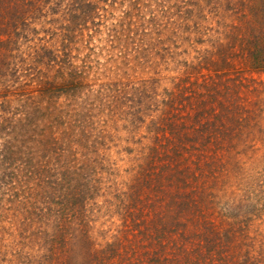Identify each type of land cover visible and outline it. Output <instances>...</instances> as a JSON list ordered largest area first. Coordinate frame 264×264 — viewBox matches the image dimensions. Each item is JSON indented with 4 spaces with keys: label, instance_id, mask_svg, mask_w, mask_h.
Listing matches in <instances>:
<instances>
[{
    "label": "rangeland",
    "instance_id": "1",
    "mask_svg": "<svg viewBox=\"0 0 264 264\" xmlns=\"http://www.w3.org/2000/svg\"><path fill=\"white\" fill-rule=\"evenodd\" d=\"M88 1L99 4L98 25L84 31L81 27L80 34V27L72 26L77 32L66 41L61 27L63 19L70 18L73 1L61 0V7L51 6L54 13L49 9L42 13L45 16L32 20L31 39L20 37L15 44L19 49L15 61L19 62L29 47L43 42L36 37L51 45L66 41L73 60L88 73L90 92H86L91 95L84 98L93 106L80 120L88 122L90 135L79 136L86 142L77 144V116L73 114L72 120L66 116L58 136L66 148L65 156L58 159L50 152L44 158L61 165V170L72 160L91 176L93 193L87 198L85 216L71 215L69 231L89 236L93 264H129L137 253L134 218L156 220L155 230L159 231L164 225L181 222L178 233H201L208 220L218 231L211 237V251L216 256L210 264H264V184H260L264 180V72L247 69L243 46L252 27L264 26V0H82L83 4ZM224 58L232 62L231 68H225ZM227 68L230 77L244 83V107L255 112L260 128L251 133L243 128L240 135L247 143L238 144L232 152L224 149L217 161L213 152L204 158L200 152L192 157L189 188L165 179L158 185L157 173L164 174L172 164L167 157L170 145L163 146L162 133L170 121L178 124L185 114L172 117L163 99L169 93H189L197 88V81H211ZM134 94L138 95L135 100ZM148 96H153L150 104ZM58 102L66 103L64 98ZM134 111H140L139 119ZM239 139L235 141L242 143ZM191 185L203 188L201 211L205 215L194 208L182 214L173 204L182 200ZM5 192V186H0V264H59L45 257L52 251L46 233L23 236L31 227L23 222L22 214L14 213L15 207L11 209ZM50 233L57 236L56 227ZM193 239L196 242H185L189 250L203 241L197 236ZM70 240L75 243L74 238ZM71 247L77 255L84 252L80 245ZM182 258L184 261L186 254Z\"/></svg>",
    "mask_w": 264,
    "mask_h": 264
},
{
    "label": "trees",
    "instance_id": "2",
    "mask_svg": "<svg viewBox=\"0 0 264 264\" xmlns=\"http://www.w3.org/2000/svg\"><path fill=\"white\" fill-rule=\"evenodd\" d=\"M55 1L61 0H0V186H5L6 200L11 209L15 207L14 213L22 214L23 222L28 223L31 228V223L37 224L36 228L24 231L23 236H28L29 232L32 235L39 232L50 237L52 251L49 250L45 257L48 255V259L58 260L59 264H93L94 252L91 250L89 236L82 232L77 240L76 236L79 235L69 231L71 215L85 216L86 201L93 193L89 182L91 176L84 167L72 160L61 170V165L55 166L44 158L50 152L51 156L55 155L58 159L65 156L66 148L58 136L64 120H67L66 116H69V120H72L73 114L77 116L78 122L75 121V124L80 126V134L75 141L77 144H84L86 141L82 138L90 135L88 122L80 120L93 106L87 101V96L91 95L86 92H90L88 73L73 60L66 41L70 40L71 33L77 32L71 29L72 26L80 27L77 32L80 34L90 29V25H98L96 19L101 15L99 4L92 1L83 4L82 0H72L69 4L72 10L70 18L63 19L65 22L61 27L63 36L67 37L66 41L51 45L48 40L36 37V40L43 42L36 47H29L23 53V59L15 61L19 52L15 48L17 39L21 37L28 40L30 26L34 22L32 20L45 16L42 13L51 9V6H62V2ZM51 10L55 12L54 9ZM81 27H84L83 31ZM34 31L38 34V30ZM243 42L247 69L264 72V26L258 24L257 27H252ZM223 64L225 68L233 66L225 58ZM228 70L230 69L219 70L215 78L217 81H197V88L189 93H169L163 99V106L170 113L173 112L172 117L182 112L185 114L180 115L181 122L178 124L170 121L162 133L165 139L163 146L170 145H167V157L172 164L167 173H157L158 185L161 186L165 179L189 188L191 183H187V180L191 177V173H188L191 169L188 165L192 157L200 152L204 158V154L213 152V159L217 161L218 154L224 149L232 152V148L238 144L247 143L240 135L242 130L246 129L251 133L260 128L255 112L244 107L241 98L244 83L230 77L226 72ZM152 92L157 97L161 96L155 89ZM137 97L134 94V100ZM151 97L153 96L147 97L149 104ZM62 98L65 99V104L58 102ZM130 102L133 100L130 99ZM137 113L134 111L136 118L140 117ZM236 137H240L242 143L235 141ZM76 149L72 148L71 151ZM260 184L263 187L264 180ZM191 188L184 191L182 200L173 204L182 214L190 213L191 208H194L200 215H205L201 211L205 200L203 188L196 189L193 185ZM136 214L139 216L140 213ZM141 215L144 216V213ZM155 221L147 220L145 216L141 219L134 218L133 243L137 245L133 246L134 253H137L129 264H210L216 256V251H211V237L218 231L212 222L207 220L201 233L183 230L178 233V227H182L181 222L164 225L159 231L155 230ZM52 227H56L57 236L50 233ZM194 236L207 242L204 244L202 241L200 244L199 241L198 246L195 245L197 249L189 250L185 242H196ZM71 237L75 243H72ZM77 245L84 248V252H81L84 254L79 252L77 255L76 248L71 247ZM170 249V253L177 254L168 253ZM57 250L60 252L59 256ZM137 250H141V253ZM182 254H186L184 261Z\"/></svg>",
    "mask_w": 264,
    "mask_h": 264
}]
</instances>
